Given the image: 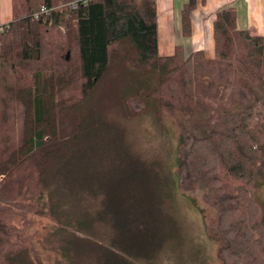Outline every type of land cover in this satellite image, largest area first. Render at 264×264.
Segmentation results:
<instances>
[{"label": "trees", "instance_id": "16d2710c", "mask_svg": "<svg viewBox=\"0 0 264 264\" xmlns=\"http://www.w3.org/2000/svg\"><path fill=\"white\" fill-rule=\"evenodd\" d=\"M71 1L13 0L1 27L0 264H36L13 223L74 168L98 127L102 85L123 76L126 118L152 114L161 130H178L179 187L200 193L222 264H264V38L237 29L225 9L215 57L182 46L163 55L156 0H88L34 16L41 3ZM195 4L183 8L184 33Z\"/></svg>", "mask_w": 264, "mask_h": 264}, {"label": "rangeland", "instance_id": "374dc122", "mask_svg": "<svg viewBox=\"0 0 264 264\" xmlns=\"http://www.w3.org/2000/svg\"><path fill=\"white\" fill-rule=\"evenodd\" d=\"M128 80L102 85L99 124L83 155L35 201L33 215L13 223L25 256L36 264H222L200 193L179 187L178 130H161L152 114L126 118ZM59 126L66 133L73 124Z\"/></svg>", "mask_w": 264, "mask_h": 264}, {"label": "crops", "instance_id": "0c3cea01", "mask_svg": "<svg viewBox=\"0 0 264 264\" xmlns=\"http://www.w3.org/2000/svg\"><path fill=\"white\" fill-rule=\"evenodd\" d=\"M189 0H156L159 52L172 54L182 46L189 54L202 51L208 58L214 44V22L221 10L236 13L237 29L264 38V0H196L189 33H184L182 12ZM13 20V0H0V27Z\"/></svg>", "mask_w": 264, "mask_h": 264}, {"label": "built area", "instance_id": "2783aa9c", "mask_svg": "<svg viewBox=\"0 0 264 264\" xmlns=\"http://www.w3.org/2000/svg\"><path fill=\"white\" fill-rule=\"evenodd\" d=\"M88 2V0H72L71 2L65 4V3H60L57 7L55 8H50L48 6H46L44 3H41L38 7V10L34 13L35 18H38L40 16H44L47 18H51L52 16V12H54V10L56 8H70V9H76L77 5L79 3L82 4H86ZM2 30V28L0 27V31Z\"/></svg>", "mask_w": 264, "mask_h": 264}, {"label": "bare ground", "instance_id": "6f19581e", "mask_svg": "<svg viewBox=\"0 0 264 264\" xmlns=\"http://www.w3.org/2000/svg\"><path fill=\"white\" fill-rule=\"evenodd\" d=\"M71 10V9H70Z\"/></svg>", "mask_w": 264, "mask_h": 264}]
</instances>
